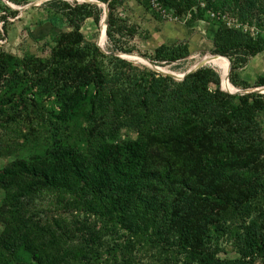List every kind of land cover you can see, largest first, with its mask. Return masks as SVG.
<instances>
[{
  "label": "trees",
  "instance_id": "16d2710c",
  "mask_svg": "<svg viewBox=\"0 0 264 264\" xmlns=\"http://www.w3.org/2000/svg\"><path fill=\"white\" fill-rule=\"evenodd\" d=\"M98 1L108 7L112 50L122 51L115 38L127 28L118 13L123 0ZM160 1L179 17L196 5L195 0ZM223 1L239 5L244 19L257 15L255 0ZM46 5L69 9L62 11L68 28L56 36L48 58L26 57L19 64L0 54V85L25 81L34 98L54 99L59 122L71 125L82 118L79 135L87 150L58 142L0 169L6 224L0 264H25L22 255L35 264H83L98 255L101 235L89 227L83 245L44 242L40 222L23 212V201L44 190L69 194L86 212L125 231L129 242L145 239L197 264H264L262 220L243 221L233 258L206 246L220 219L250 218L264 207V95L222 91L219 74L209 67L183 80L139 72L85 40L80 25L88 16L83 12L95 11L98 22L101 10L95 4L52 0ZM212 45L225 61L230 83L248 88L238 70L264 53V39L219 26ZM189 56L182 41L160 45L152 60L170 65ZM14 101L24 106L31 99L21 93ZM122 130L130 136L122 138Z\"/></svg>",
  "mask_w": 264,
  "mask_h": 264
},
{
  "label": "rangeland",
  "instance_id": "374dc122",
  "mask_svg": "<svg viewBox=\"0 0 264 264\" xmlns=\"http://www.w3.org/2000/svg\"><path fill=\"white\" fill-rule=\"evenodd\" d=\"M50 1L52 0H0V54L13 57L19 64L26 57H49L54 39L68 28L62 11H69L61 5L47 6ZM61 1L70 5L84 3L83 0ZM93 1L101 3H90L95 4L101 14L96 22L95 11L83 12L88 16L80 25L85 40L99 45L98 48L103 54L125 60L139 72L160 73L156 68H165L169 74L174 75L173 79L178 80L177 78L206 56L216 57L225 64L223 58L213 53L212 39L219 26L233 27L254 38L264 39V0H255L253 8L257 15L253 12L246 19L237 8L239 5L235 6L234 2L228 0L225 4L223 0L211 1L210 4L207 0H195L193 10L181 17L175 15L172 8L160 0H123L118 13L125 19L127 28L122 35L115 38L122 51H113L112 42L105 36L106 27L103 41L99 44L106 3ZM195 15L201 17L196 18ZM182 41L187 42L190 52L186 60L170 65L152 60L154 50L160 45H173ZM112 52L123 57L111 55ZM204 64L206 65L203 67H209L219 74L220 88L224 91L251 90L264 95V53L249 58L239 68V78L249 86L245 89L230 83L226 65L210 62ZM223 72L226 76V88L221 82ZM21 93L31 99L24 106L14 101ZM57 111L53 98H34L29 94L25 81L15 85L11 79L7 85H0V169L19 157L41 154L47 147L58 142L84 149L82 151L85 153L87 148H84L81 141L83 137L79 135L83 132L82 118L76 119L71 125L61 123L57 119ZM260 119L264 124V111L260 113ZM128 134L126 130L120 133L122 138ZM3 196L4 192L0 190V208ZM23 208V212L33 221L40 222L43 240L47 245H83L88 239V227L100 234L102 244L98 255H94L92 262L83 264H197L185 255H173L145 239L129 242L125 231H119L112 224L86 212L76 204L72 196L63 192L41 191L23 201ZM252 220L264 221L263 206L260 213L256 211L250 218L232 215L220 219L217 229L211 227L206 237V246L219 251L223 258H233L234 245L237 242L235 233L242 230L243 221ZM5 226L0 210V235ZM22 259L21 262L25 264H35L24 255Z\"/></svg>",
  "mask_w": 264,
  "mask_h": 264
},
{
  "label": "water",
  "instance_id": "95a60500",
  "mask_svg": "<svg viewBox=\"0 0 264 264\" xmlns=\"http://www.w3.org/2000/svg\"><path fill=\"white\" fill-rule=\"evenodd\" d=\"M84 1V3H95L96 5H101V3H99V2H95V1H93V0H83ZM105 7H106V10H107V15H106V27H107V20H108V7H107V4L105 5ZM105 36H106V31H105ZM97 47H100L99 45H96ZM111 55H116V56H119V57H123V55H120L119 53H115V52H112L111 53ZM202 61V60H201ZM200 61V62H201ZM229 61V60H228ZM199 62V63H200ZM198 63V64H199ZM204 65H206V64H203V65H198V66H196V67H194V66H192L191 68H189L186 72H184L179 78H177L178 80H183L184 79V77L185 76H187L188 74H191V73H193V72H195V71H197L198 69H200V68H202ZM229 71H230V62H229ZM162 72H160V74H161ZM162 74H164V75H167V76H169V77H174V75H172V74H168V73H162ZM176 78V77H175ZM229 80V79H228ZM222 91H224L222 88H220ZM224 92H226V91H224ZM228 94H230V95H245V94H250V93H256L255 91H251V90H246V91H236V92H227Z\"/></svg>",
  "mask_w": 264,
  "mask_h": 264
},
{
  "label": "bare ground",
  "instance_id": "6f19581e",
  "mask_svg": "<svg viewBox=\"0 0 264 264\" xmlns=\"http://www.w3.org/2000/svg\"><path fill=\"white\" fill-rule=\"evenodd\" d=\"M105 15L102 19V22H101V33H100V39H99V44L103 41V38H104V29L106 27V15H107V10L105 9ZM206 62H210V63H214V64H218L220 66H223L225 65L224 63H222V61L216 57H211V56H206L199 64H195L194 67L198 66V65H203L204 63ZM226 67V66H225ZM156 70H158L159 72H162V73H168L169 72L167 71V69L165 68H156ZM221 82H222V86L224 88H226V76L223 72L222 74V77H221ZM229 83V82H228Z\"/></svg>",
  "mask_w": 264,
  "mask_h": 264
}]
</instances>
